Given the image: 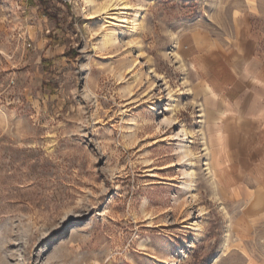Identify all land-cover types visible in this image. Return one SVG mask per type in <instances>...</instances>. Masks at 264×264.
<instances>
[{
  "label": "rangeland",
  "instance_id": "374dc122",
  "mask_svg": "<svg viewBox=\"0 0 264 264\" xmlns=\"http://www.w3.org/2000/svg\"><path fill=\"white\" fill-rule=\"evenodd\" d=\"M0 264H264V0H0Z\"/></svg>",
  "mask_w": 264,
  "mask_h": 264
},
{
  "label": "bare ground",
  "instance_id": "6f19581e",
  "mask_svg": "<svg viewBox=\"0 0 264 264\" xmlns=\"http://www.w3.org/2000/svg\"><path fill=\"white\" fill-rule=\"evenodd\" d=\"M122 9H127V6L124 5V6L122 7ZM110 33H111V32H110ZM110 33H109V32L106 33L107 41H110L111 38H112V37H111L112 35H111Z\"/></svg>",
  "mask_w": 264,
  "mask_h": 264
}]
</instances>
